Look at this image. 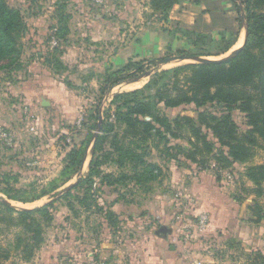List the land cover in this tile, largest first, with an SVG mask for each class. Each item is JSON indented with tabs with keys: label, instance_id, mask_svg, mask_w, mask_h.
Wrapping results in <instances>:
<instances>
[{
	"label": "rangeland",
	"instance_id": "rangeland-1",
	"mask_svg": "<svg viewBox=\"0 0 264 264\" xmlns=\"http://www.w3.org/2000/svg\"><path fill=\"white\" fill-rule=\"evenodd\" d=\"M4 1L19 14L25 30L17 41L18 53L0 59V130L11 136L0 137V199L21 210L52 204L53 219L42 223V243L29 260L16 255L18 241L24 238L21 230L8 227L5 220L0 223V263L145 264L160 243L167 249L191 245L180 255L195 254L193 259L202 264H257V254L264 257V218L257 221V214L264 216V182L257 188L247 174L250 167L264 164L262 142L255 156L243 164L225 167L211 158L205 164H193L183 155L191 150V136L188 126L181 124L180 139L166 135L169 143L165 144L151 137L144 144L146 151H134L154 166L135 184L130 179L133 164L126 162L119 168L105 161L104 155L110 154L115 141L127 144L137 138L124 137L119 126L111 133L99 129L100 120L114 124V93L142 90L143 99L155 97L158 89L164 90L163 84L167 89L174 86L173 79L160 78L162 72L198 64L199 58L223 59L239 48L234 45L227 50L245 34V15L237 14L241 23L237 35L221 32L188 38L175 24L162 23L151 0ZM151 27L155 35L176 33L195 45L189 42L186 49L165 50L156 59L132 55L128 59L134 64L142 62V70L125 75V84L114 93L102 94L91 79L101 82L102 76L96 77L108 71L118 51L126 49L130 55L134 43H142L143 30ZM144 46L140 48L146 51ZM186 54L200 56L160 63ZM150 60L156 61L149 64ZM183 77L182 73L179 86H184ZM36 88L40 93L35 94ZM158 108L171 122L177 116L196 120L205 111L216 118L229 116L240 132L248 130L243 113L228 112L217 101L198 110L192 105L164 109L161 103ZM97 131L101 145L92 154V135ZM202 131L213 143L214 154L227 151L209 130L203 127ZM73 148L84 151L78 172L65 169ZM96 157L103 165L93 184H82L61 199L65 188L86 178L90 160ZM110 158L116 156L111 153ZM141 170L138 166L136 171ZM103 176L109 177L103 180ZM204 216L207 220L201 223ZM170 231L166 240L161 239Z\"/></svg>",
	"mask_w": 264,
	"mask_h": 264
},
{
	"label": "trees",
	"instance_id": "trees-1",
	"mask_svg": "<svg viewBox=\"0 0 264 264\" xmlns=\"http://www.w3.org/2000/svg\"><path fill=\"white\" fill-rule=\"evenodd\" d=\"M178 2V0H151L154 11L159 13L162 21L167 19L169 10ZM230 2L234 5L238 16L245 15L247 31L244 48L234 59L213 65L192 64L180 66L162 72L160 78L173 79L174 86L167 89V85L163 84L164 90L158 89L155 97L143 99L142 90L124 92L113 96L112 103L116 105L113 113L114 124L103 119L101 130L111 133L114 127L119 126L123 127L124 137L130 135L132 138L137 139H132L127 144H124L123 140L122 142L120 140L115 141L111 145L112 151L110 154L103 157L105 161L109 159L119 168L125 167L126 162L133 164L132 169L135 172L130 179L135 180V184L142 182L144 174L148 170H152L154 166L144 161V154L138 156L134 151L136 149L146 151L144 144L151 137H157L165 144L169 143L165 137L166 135L174 140L180 139L181 134L179 131L183 125L188 126L191 136L189 140L191 150L183 155L185 159L193 164H205L208 158L225 167L233 163L243 164L255 156V148L259 146V142L264 144V13L259 12L264 11V0H230ZM238 25H241L239 19ZM24 30L25 24L19 14L9 8L4 0H0V59L18 53L17 41L22 37ZM179 31L182 36L188 38L189 36L207 37V35L201 33L187 30ZM175 34L172 36H175ZM221 39L223 40L224 36ZM189 42L193 46L195 45L194 42L190 40ZM232 45L230 43L227 50ZM198 56L200 55L186 54V56L179 58H195ZM155 61L150 60L149 64ZM142 68V62L134 64L129 60L121 70L102 76L99 91L102 94L108 93L112 88L124 82L125 75L130 74L133 70L141 71ZM182 73L184 74V86H179V76ZM153 84H156V82ZM185 85H187L186 88H184ZM150 87L152 85L146 86V89ZM213 101H217L228 112L238 110L243 113L248 130L240 132L229 116L223 115L216 118L208 115L205 111L199 112L196 120L187 116H177L171 122L158 108L159 103H161L164 109H177L192 105L198 110ZM203 127L211 132L221 148L227 149L226 152L220 150L217 154L213 153L214 145L208 141L207 134L203 133ZM116 134H114L115 139ZM100 145L101 138L98 135L94 152L99 150ZM111 153L116 156L115 160L110 158ZM83 156L84 151L81 148L71 149L67 154L66 171L74 169L73 172H78L82 165ZM197 156L200 157V160H197ZM102 165L103 160L98 157L92 158L86 178L79 179L77 184L61 195V199H66L71 191L80 188L82 184H93V178L101 174L100 167ZM138 166L141 167L142 172L136 171ZM125 176L126 178L129 177ZM247 176L259 188L261 183L264 182V164L250 167ZM108 177L103 176L102 179ZM256 192L260 194L261 190L257 189ZM10 200L20 201L15 198ZM0 208L4 213V217L0 218V223L6 222L5 224L8 227L16 226L24 236L23 240L18 241L16 255L21 259L29 260L42 243V223L48 224L53 219L50 213L52 204L33 209L18 210L8 206L0 199ZM262 218H264L263 215L257 214V221ZM257 256V260H259L257 264H264V257L258 254ZM5 259H8V254Z\"/></svg>",
	"mask_w": 264,
	"mask_h": 264
},
{
	"label": "crops",
	"instance_id": "crops-1",
	"mask_svg": "<svg viewBox=\"0 0 264 264\" xmlns=\"http://www.w3.org/2000/svg\"><path fill=\"white\" fill-rule=\"evenodd\" d=\"M192 1L193 0H183L173 5V7L168 12L167 19L165 21H162V23L167 25L175 24V26H177L179 30H187L190 32L201 33L205 35H218V33L221 32H226L228 34L232 33L233 35H237V13L234 5L230 2V0H197L195 2ZM154 32L155 29L153 27L147 30H143L141 36L142 43H139V41L137 40V42H135L131 48L130 55L127 54L126 49L119 50L118 53L114 56V60H110V65L108 64V71H105L103 74L99 73V77L96 78H100L101 76H104L106 74L114 73L118 70H121L123 67L126 66L128 61L130 60L128 58L132 55H138L140 57L141 55H149L152 58H155L163 54L165 50L176 51L180 47L186 49L185 46L189 44V41H187L186 38H183L181 35L169 36L167 33L160 32V34L157 33L155 35ZM239 39H237V41ZM237 41H235V44L237 43ZM138 43L141 45H139ZM235 44L233 43L232 46H234ZM140 46L146 47V51L141 49ZM90 76H92V74ZM91 83H94L95 86H97L100 90L101 83L99 82V79H91ZM120 85H122V83L117 86ZM117 86L112 88L108 93H114V89L118 88ZM22 89L23 92L27 91L26 86H24ZM36 89L37 93L35 94L40 93V89ZM114 95L115 93L113 94V96ZM16 203L21 204L19 202ZM25 204L29 205L31 203ZM14 208L17 209L16 207ZM18 210L21 209L18 208ZM204 217L207 220V217ZM222 222L223 220L220 223L222 224ZM209 230L210 228H208V231ZM170 234H172L171 231L166 235L167 237L164 236L161 239L166 240ZM189 246L191 245L187 244L184 246L182 244L167 249L159 243L154 246L151 255L152 257H147L145 260V264H202L201 260L197 258L193 259L196 256L195 254H192V256H186L187 258L183 257V255H180L182 251H187V247Z\"/></svg>",
	"mask_w": 264,
	"mask_h": 264
},
{
	"label": "water",
	"instance_id": "water-1",
	"mask_svg": "<svg viewBox=\"0 0 264 264\" xmlns=\"http://www.w3.org/2000/svg\"><path fill=\"white\" fill-rule=\"evenodd\" d=\"M246 38H247V31H246V26H245V36H244V41H243V44L242 46H240L239 48L235 49V50H232V52H230L225 58L223 59H218V60H211V59H204V58H199L197 59V63L198 64H204V65H213V64H220V63H225V62H228L232 59H234L237 54H239V52L244 48V45L246 43ZM180 58H170V59H165L163 60L162 62L160 63H168V62H172V61H176V60H179ZM185 59H189V58H185ZM101 128V120L99 122V129ZM98 135H99V131L95 132L93 135H92V147H91V152L93 153L94 149H95V143H96V140L98 138ZM71 188V186L65 188L64 191H68L69 189ZM4 203H6L5 200H3ZM160 233H164L165 231V228L162 227Z\"/></svg>",
	"mask_w": 264,
	"mask_h": 264
},
{
	"label": "built area",
	"instance_id": "built-area-1",
	"mask_svg": "<svg viewBox=\"0 0 264 264\" xmlns=\"http://www.w3.org/2000/svg\"><path fill=\"white\" fill-rule=\"evenodd\" d=\"M0 137H6V138L8 139V138H10L11 136H10V134H9L8 132L5 133V132H2V131L0 130ZM204 221H206V218H205V217H203L201 223H204Z\"/></svg>",
	"mask_w": 264,
	"mask_h": 264
},
{
	"label": "bare ground",
	"instance_id": "bare-ground-1",
	"mask_svg": "<svg viewBox=\"0 0 264 264\" xmlns=\"http://www.w3.org/2000/svg\"><path fill=\"white\" fill-rule=\"evenodd\" d=\"M244 36H245V34L243 35V36H241L240 37V39L237 41V43L235 44V46L234 47H240L241 45H242V43H243V41H244ZM123 84H125V83H123ZM121 86V85H120ZM118 87V86H117ZM116 89V88H115Z\"/></svg>",
	"mask_w": 264,
	"mask_h": 264
}]
</instances>
